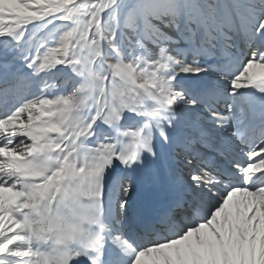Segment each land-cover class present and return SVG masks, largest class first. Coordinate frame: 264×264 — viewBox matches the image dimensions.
<instances>
[{"label": "snow or ice", "instance_id": "6c2138e0", "mask_svg": "<svg viewBox=\"0 0 264 264\" xmlns=\"http://www.w3.org/2000/svg\"><path fill=\"white\" fill-rule=\"evenodd\" d=\"M0 264H264V0H0Z\"/></svg>", "mask_w": 264, "mask_h": 264}]
</instances>
